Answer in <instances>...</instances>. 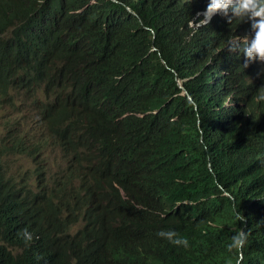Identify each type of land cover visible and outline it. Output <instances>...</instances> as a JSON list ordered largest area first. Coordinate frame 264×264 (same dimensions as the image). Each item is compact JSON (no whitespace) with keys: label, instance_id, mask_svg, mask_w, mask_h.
Here are the masks:
<instances>
[{"label":"trees","instance_id":"trees-1","mask_svg":"<svg viewBox=\"0 0 264 264\" xmlns=\"http://www.w3.org/2000/svg\"><path fill=\"white\" fill-rule=\"evenodd\" d=\"M0 2V108L21 98L33 116L0 124V264H264V62L240 51L252 19L192 25L207 0ZM17 154L35 174L8 170Z\"/></svg>","mask_w":264,"mask_h":264},{"label":"clouds","instance_id":"clouds-1","mask_svg":"<svg viewBox=\"0 0 264 264\" xmlns=\"http://www.w3.org/2000/svg\"><path fill=\"white\" fill-rule=\"evenodd\" d=\"M229 8L232 9L233 14L238 18L248 16L252 19L251 28L254 31L249 30L251 34L247 36L246 41L244 38L242 39L243 46L240 49L246 58L245 63L247 64L253 58L264 61V0H207L203 18L195 22L191 21V23L194 26L207 24L214 16L226 12ZM216 12L217 14H215ZM235 219L243 222L245 218L240 212H237ZM157 235L166 238L172 244H182L186 247L188 243L186 239L179 237L174 230H161ZM247 235V232L243 229L236 232L232 236L231 242L227 245V249L229 251L242 249L246 243ZM26 237L28 239L31 238L28 233H26ZM240 258H242V254ZM236 264H240L239 259L236 260Z\"/></svg>","mask_w":264,"mask_h":264},{"label":"rangeland","instance_id":"rangeland-1","mask_svg":"<svg viewBox=\"0 0 264 264\" xmlns=\"http://www.w3.org/2000/svg\"><path fill=\"white\" fill-rule=\"evenodd\" d=\"M16 101L18 108H14V109H7L6 107L0 108V124L3 121H7L8 120L7 118H9V116H12L13 118H15V116L21 117L22 121H24L26 124H31L33 122V116L30 113H28V108L23 105H20L23 99L17 98ZM2 112H10V113L3 114ZM21 131L22 129L18 127L17 132H21ZM0 136L2 135L0 134ZM40 156L44 157L46 160H51L54 155L52 153V150L49 149ZM6 163L8 165V170L11 171V173L14 174L15 176H21L27 171H30L31 174H35V169L37 167L36 165L37 162L32 157L27 155L17 154L12 156H6ZM65 167L67 166L65 165L61 169H64ZM46 172L49 174V170H46ZM57 173H59V171L50 173L49 176L45 178V180L50 181V179H52L53 177L55 179L56 177L60 176Z\"/></svg>","mask_w":264,"mask_h":264},{"label":"bare ground","instance_id":"bare-ground-1","mask_svg":"<svg viewBox=\"0 0 264 264\" xmlns=\"http://www.w3.org/2000/svg\"><path fill=\"white\" fill-rule=\"evenodd\" d=\"M0 1H1V0H0ZM3 2H4V1H3ZM3 2H2V3H3ZM8 2H9V0H8ZM0 3H1V2H0ZM9 3H10V2H9ZM3 6H4V3H3ZM3 6H2V8H3ZM13 9H14V8H13ZM0 10H1V8H0ZM2 10H3V9H2ZM7 10H8V9H7ZM10 10H11V9H10ZM10 10H9V11H10ZM1 12H2V11H1ZM1 12H0V13H1ZM3 12L6 13L5 10H4ZM14 12H15V11H14ZM14 12H13V13H14ZM11 13H12V12H11ZM16 13L19 14V12H16ZM15 15H16V14H15ZM20 15H21V14H20ZM4 17H5V15H4ZM4 17L2 16V18H4ZM16 17H18V16H16ZM0 19H1V17H0ZM22 21H24V20H22ZM17 25H18V24H17ZM25 26H27V25H25ZM17 27H18V26H17ZM17 27H16V28H17ZM25 28H26V27H25ZM0 30H1V29H0ZM22 31H23V30H22ZM22 31H21V32H22ZM25 31H26V30H25ZM25 31H24V32H25ZM0 32H2V31H0ZM21 32H20V33H21ZM24 32H22V33H24ZM31 32H32V31H31ZM27 33H28V32H27ZM28 34H29V33H28ZM28 34H27V35H28ZM22 35H23V34H21V36L19 35L20 39L23 38ZM24 36H26L25 33H24ZM3 37H4V36H3ZM21 37H22V38H21ZM36 37H37V36H36ZM25 38H30V36H29V37L26 36ZM32 38H33V36H31L30 39L33 40ZM34 38H35V35H34ZM1 39H2V38H1ZM16 39H17V37H16ZM16 39H15V42L17 43V40L19 41V38H18L17 40H16ZM30 39H28L29 42L31 41ZM38 39H39V38H38ZM244 39H245V41H246V38H244ZM22 40H23V39H22ZM22 40H21V41H22ZM23 41H24V40H23ZM25 41H27V39H26ZM28 41H27V43H28ZM33 41L36 42L37 40L35 39V40H33ZM33 41H32V42H33ZM34 42H33V43H34ZM38 42H39V41H38ZM11 44H12V43H11ZM22 44H24V43H23V42H22V43H19V45H22ZM35 44L37 45V43H35ZM39 44H40V43H38V46H39ZM6 45H7V44H6ZM17 45H18V43H17ZM28 45H29V44H28ZM36 45H35V47H37ZM12 46H13V45H12ZM23 46H24V45H23ZM32 46H34V44H33ZM40 46H41V44H40ZM5 47H6V46H5ZM10 47H11V46H10ZM21 47H22V46H21ZM25 47L28 49V46H27V45H26ZM25 47H24V48H25ZM29 47H30V46H29ZM14 48H15V47H14ZM22 48H23V47H22ZM26 48H25V49H26ZM10 49H11V48H10ZM12 49H13V47H12ZM20 49H21V48H20ZM20 49H19V50H20ZM36 49H37V48H36ZM40 49H41V48H40ZM40 49H39V50H40ZM0 50H1V49H0ZM6 50H7V49H5V51H6ZM19 50H18V48H17V51H19ZM22 50H24V49H22ZM22 50H20V51H22ZM28 50H29V49H28ZM31 50L33 51V50H34V47H33V49H31ZM39 50H38V51H39ZM3 51H4V50H3ZM10 51H11V53L13 52L12 50H10ZM20 51H19V52H16V53L19 54ZM24 51H25V50H24ZM24 51H22V52H24ZM27 52H28V51H27ZM39 52H41V51H39ZM45 52H47V51H45ZM8 53H10V52H8ZM13 53H14V52H13ZM16 53H15V54H16ZM32 53H34V51L31 52V54H32ZM4 54H6V58L9 56L7 53H4ZM15 54H14V55H15ZM24 54H25V53H24ZM26 54H29V52L26 53ZM31 54H29V56H30ZM44 54H45V53H44ZM46 54H48V52H47ZM2 55H3V53H2ZM14 55H13V56H14ZM16 55H17V54H16ZM16 55H15V56H16ZM32 55H33V54H32ZM32 55H31V56H32ZM35 55H36V53H35ZM15 56H14V57H15ZM18 56H20V55H18ZM18 56H17V57H18ZM23 56H24V58H25V55H23ZM3 57H4V56H3ZM17 57H16V58H17ZM32 57H34V56H32ZM22 58H23V57H22ZM26 58H27V57H26ZM4 59H5V58H4ZM4 59H3V60H4ZM8 59H10V56L8 57ZM28 59H29V58H28ZM5 60L7 61V59H5ZM5 60H4V61H5ZM12 60H13V57H12ZM29 60H30V59H29ZM31 60H32V59H31ZM31 60H30V61H31ZM256 60H257V59H255V58L252 59V61H256ZM6 61H5V62H6ZM18 61H19V57H18ZM20 61H21V60H20ZM26 61H27V60H26ZM7 62H8V61H7ZM9 62H10V60H9ZM12 62H13V61H12ZM14 62H15V64H16V60H15V58H14ZM263 62H264V61H263ZM17 63H18V62H17ZM22 63H24V62H22ZM27 63H29V62L27 61ZM9 64H10V63H9ZM20 64H21V62H20ZM30 64H31V62H30ZM18 65H19V64H17V66H18ZM22 65H23V64H22ZM60 65H61V64H60ZM17 66H15V67L17 68ZM19 66H20V65H19ZM28 66H30V65H28ZM31 66H32V65H31ZM58 67H59V66H58ZM25 68H26V67H25ZM59 68H60V67H59ZM57 69H58V68H57ZM214 69H216V68H214ZM60 70H61V69H60ZM216 70H217V69H216ZM54 71H55V70H54ZM54 71H53V72H54ZM58 71H59V69H58ZM209 71H210V69H209ZM62 72H63V69H62ZM55 73H56V72H55ZM57 73H58V72H57ZM57 73H56V75H57ZM60 73H61V72H60ZM60 73H59V74H60ZM51 74H52V73H50V75H51ZM53 74H54V73H53ZM56 75H55V76H56ZM63 75H64V73H63ZM216 75L218 76V74H215V76H216ZM52 76H53V75H52ZM60 76H61V75H60ZM60 76H59V77H60ZM47 77H50V76H49V73H48V76H47ZM43 78H45V77L43 76ZM52 78H53V77H52ZM52 78H51V79H52ZM56 78H58V77L56 76ZM30 79H31V78H30ZM53 79H54V78H53ZM53 79H52V80H53ZM61 79H63V78H61ZM41 80H43V79H41ZM46 80H47V81L49 80V82L51 81L50 79H46ZM64 80H65V78H64ZM64 80H63V81H64ZM33 81H34V80H33ZM35 81H36V80H35ZM35 81H34V82H35ZM31 82H32V80H31ZM39 82H44V81H40V78H39ZM45 82H46V81H45ZM45 82H44V83H45ZM49 82H48L47 84H51L53 81L50 82V83H49ZM56 82H57V80H56ZM59 82H60V81H59ZM32 83H33V82H32ZM37 83H38V82H37ZM54 83H55V79H54ZM54 83H53V84H54ZM35 84H36V82H35ZM42 84H43V83H42ZM61 84H62V83H61ZM66 84H67V83H66ZM33 85H34V84H33ZM38 85H40V84H38ZM54 85H55V84H54ZM54 85H53V86H54ZM57 85H59V84H57ZM62 85H63V84H62ZM67 85L69 86L70 84H67ZM55 86H56V85H55ZM64 86H65V85H64ZM68 86H67V87H68ZM39 87H40V86H39ZM41 87H42V86H41ZM44 87H46V86H44ZM36 88H38V87H36ZM46 88H47V87H46ZM49 88H50V87H48V89H49ZM69 88H70V86H69L68 88H66V90H68ZM46 90H47V89H46ZM62 90H63V91H62ZM62 90H61V92H64L65 89H62ZM66 90H65V91H66ZM59 91H60V90H59ZM55 92H57V91L55 90L54 93H55ZM56 94H57V93H56ZM59 94H60V93H59ZM62 94H63V93H62ZM62 94H61V95H62ZM251 94H255V93L252 92ZM240 95H244V94L242 93V94H240ZM59 96H60V95H59ZM56 97H58V96H56ZM233 104H235V106H236L237 109H239V110H243L244 107H245V104H243V103H242V104L240 103L239 106L236 105V104H238V103H233ZM7 109H10V108H7ZM246 113L249 114V112H247V110H246ZM262 121L264 122V116H263ZM9 123H10V121H3V124H4V126H5V127L3 128V130H5V131L7 130V128L9 127ZM80 125H81V124H80ZM223 125H224V124H223ZM14 126H15V122H14L13 126H11V129L14 128ZM78 128L81 129L80 131H82V127H81V128L78 127ZM77 130H78V129H77ZM83 131H84V130H83ZM75 132H76V131H75ZM82 133H84V132H82ZM76 134H77V133H76ZM76 134H75V135H76ZM79 134H80V132H79ZM79 134H78V135H79ZM73 135H74V134H73ZM75 137H76V136H75ZM77 138H80V137L77 136ZM77 138H76V139H77ZM73 139H74V138H73ZM82 140H83V139H81V141H82ZM75 141H76V140H75ZM83 141H84V140H83ZM263 141H264V140H263ZM263 141H262V142H263ZM90 142H91V141H90ZM90 142H89V143H90ZM79 143H81V142H79ZM83 144H84V143L82 142L81 145H83ZM85 144H88V143H85ZM263 144H264V143H263ZM81 145H80V147H81ZM83 146H84V145H83ZM84 147H85V146H84ZM80 150H82V148H80ZM87 150H88V149H87ZM88 151H89V152H88L87 154H89V153L91 152L90 150H88ZM94 151H96V150H94ZM92 153H93V152H92ZM86 156H87V155H86ZM90 156H94V154L89 155V157H90ZM95 157H96V155H95ZM87 158H88V157H87ZM93 160H94V158L92 159L91 163L93 162ZM95 162H96V161H95ZM93 164H94V163H93ZM66 171H68V170H66ZM57 174H59V173H57ZM79 177H80V174L78 175L77 178H79ZM52 179L54 180V177H53ZM245 200H246V199H245ZM254 206H255V205H254ZM255 207H256V206H255ZM250 212H252V210H250ZM255 213H256V212L254 211V214H255Z\"/></svg>","mask_w":264,"mask_h":264},{"label":"water","instance_id":"water-1","mask_svg":"<svg viewBox=\"0 0 264 264\" xmlns=\"http://www.w3.org/2000/svg\"><path fill=\"white\" fill-rule=\"evenodd\" d=\"M218 12V11H217ZM217 12L215 14H217ZM214 15V14H213ZM191 99V98H190Z\"/></svg>","mask_w":264,"mask_h":264}]
</instances>
